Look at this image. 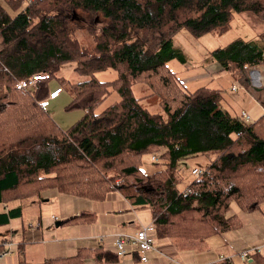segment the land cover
Wrapping results in <instances>:
<instances>
[{"label": "trees", "instance_id": "1", "mask_svg": "<svg viewBox=\"0 0 264 264\" xmlns=\"http://www.w3.org/2000/svg\"><path fill=\"white\" fill-rule=\"evenodd\" d=\"M22 2L8 4L14 15L0 5V227L21 216L19 207L8 204L46 190L92 201L117 191L129 205L149 212L154 239L198 253L206 249L208 237L239 224L228 215L231 202L241 212L260 208L264 112L248 123L231 117L219 109L217 90L186 91L167 63H185L172 46L179 30L194 38L222 34L233 14L242 13L264 25V0H31L19 9ZM76 10L104 20L97 33L90 31V48L63 28ZM208 56L248 89V70L264 66V30L255 40L234 39ZM66 63L85 79L71 83L58 77ZM107 69L115 78L98 81L95 73ZM38 74L48 79L31 89L15 88ZM52 78L60 85L55 89L71 94L66 108L83 111L66 130L39 105ZM137 84L149 88L144 98H158L164 117L138 104L143 98L131 94ZM111 91L118 100L94 113ZM146 155L156 157L149 175L140 170ZM199 155L207 158L206 166L178 189L177 162ZM93 220L92 213L82 212L60 225ZM89 257L96 263L118 258L115 252L78 249L43 264H82ZM250 258L264 264V254Z\"/></svg>", "mask_w": 264, "mask_h": 264}, {"label": "rangeland", "instance_id": "2", "mask_svg": "<svg viewBox=\"0 0 264 264\" xmlns=\"http://www.w3.org/2000/svg\"><path fill=\"white\" fill-rule=\"evenodd\" d=\"M7 1L8 3H6ZM26 1L27 0H23L19 9L26 4ZM10 3L11 0H0V5L3 9L9 15H14L15 11H12L8 5ZM247 16L251 15L246 13L233 14L231 20L229 21L228 29L222 34L207 33L198 38H194L184 29L179 30L172 37V46L181 51L185 57V63L181 64L172 60L167 64L169 70L174 72L178 80H181L184 84V89L186 91L191 92L202 86L217 90L220 95L218 106L227 110L230 116L234 114L232 117H234L235 114L237 115L240 111L247 113L248 109L251 106L256 105L255 103L257 101L254 102V99L245 92V88H243V86H241V84H239L231 76V74L220 71L216 75H211V77H209L206 74L204 67L208 64L206 59L209 58V52L224 47L226 44L237 38L246 41L255 40L257 31L259 30V32H261L264 30V25H262L260 21L254 17H251L253 19H250ZM103 25L104 20L100 16L89 17L87 14L76 10L68 19H66L63 28L75 38L80 46L90 48L92 45L90 31L95 34ZM73 68V63L63 64L60 66L57 76L62 77L71 83L84 80L85 78L78 76L73 71ZM263 72L264 66H261V68L258 69V73L259 75L261 74V86H263L264 91ZM95 78L101 82H108L115 78V72L111 69H107L102 72L95 73ZM186 79H188L187 82ZM234 82L238 90L236 93L229 90L230 85ZM47 85L48 91L60 86L55 78L50 79L47 82ZM148 93H150L149 88L143 84H137L131 87V94L134 98H143L138 101V104L142 108L147 110L149 113L159 114L164 117V114L158 105V98L156 96L144 98V96ZM70 100L71 94L65 90L64 87H62L61 94L53 101H48V107L45 108L53 122L61 130L68 129L83 115V111L81 109L66 108ZM117 100L118 96L114 91H111L107 99L95 109L94 113H99L104 107L116 102ZM151 157H153V160H151ZM154 157L155 156L146 155L141 158L140 170L145 175L151 174L156 169L154 166L156 157ZM207 162V158L203 155L178 161L176 168L178 170V175L181 178V181L178 184V189H183L186 183L193 178L190 174L191 169H202L206 166ZM50 191L61 196V203L63 205L61 208H73V210L79 209L76 211L77 215L82 212L92 213L94 215V220L88 222L80 221L78 223H65L57 228H54L55 223L62 222V220L58 219L57 216L55 220H43L42 217L40 219V214L37 211L31 212L28 210L29 208L25 207V204H29L28 200L13 201L10 205H14L13 207H17L16 205L23 207L22 209L24 213L22 214V217L12 221L8 226L0 227V238L4 240L3 242L12 244L8 250L11 253H7L3 258H1L0 264H19V262H24L25 264L43 263L44 259L62 256V253H67L66 251L60 249L63 248L62 243L85 244L84 241L88 239H102L115 232L117 230V226L122 227L123 224H120V221L125 223V218H128L130 222H132L133 226L141 227L149 224H141L145 223L149 217L141 212L136 214L133 211V208L136 209V207L129 205L117 191L108 192V194L100 201L79 199L73 196L60 194L55 190H46L41 196L50 193ZM83 208L90 209H88V211H83L85 210ZM106 210L119 212L107 215ZM146 211L147 210L144 209L142 212ZM239 212L240 211L238 210L236 204L231 202L229 204L228 215H232L234 213L236 215V213ZM122 218L124 219L122 220ZM36 229L42 232V245H26L25 239L22 242L23 231L25 233L28 232L32 234L36 231ZM106 239L107 238L104 239V244L107 242ZM21 243H23V246L21 247L23 252L20 259H17L14 256L17 255V251H20V249L17 248V245ZM5 251H7L6 248H0V252Z\"/></svg>", "mask_w": 264, "mask_h": 264}, {"label": "crops", "instance_id": "3", "mask_svg": "<svg viewBox=\"0 0 264 264\" xmlns=\"http://www.w3.org/2000/svg\"><path fill=\"white\" fill-rule=\"evenodd\" d=\"M206 62L208 64L204 67V70L206 71V74L209 77H211V75H216L217 73L221 71L219 70L216 64L209 61V58L206 59ZM259 68H261V66ZM187 81L188 79H186V82ZM179 82L184 86L181 80H179ZM232 86H235L236 88L235 91L231 90ZM229 90L234 93L238 91L235 85V82L230 85ZM244 90L247 94L250 95L251 98L254 99V102L256 101L258 102V103L257 102L255 103L256 105L251 106L248 109V112L246 113L249 116L248 122H252L256 120L258 117H260L262 113L264 112V106L261 104V101L264 98L263 86H261L259 90H251L249 87L248 89H244ZM61 92L58 94V96L61 94ZM147 95H149V93L146 94L145 96ZM50 101H53V100H50ZM219 109L221 111L228 113V111L225 110L223 107H219ZM239 113H237L238 116L235 114L233 118L240 120ZM193 169H199V168H193ZM42 194L43 193H41L38 197L34 199H27L29 201L28 202L29 204L27 205L25 204V207L29 208L28 209L29 211L31 212L37 211L40 214V217H39L40 219L42 217L43 220H48V219L52 220V216H54L53 220H55L57 216L58 219H61L62 221H64V220H67L77 215L76 211L79 209L73 210V208H61V206L63 207V205L61 203V196H59L58 194L51 192V191L50 193L44 196H41ZM13 206L14 205L8 204L7 208H11ZM16 206L19 207L18 205ZM19 208L21 210L20 217H22V214L24 213L22 209L23 207H19ZM83 209H85L83 211H88V209L90 208H83ZM133 211L136 214L141 212L142 214L149 217V219H147L145 223H141V224L151 223V218L147 211L142 212L144 211V209L141 210V209H135V208H133ZM118 212L119 211L106 210L107 215L118 213ZM232 215H235V213ZM235 216L239 220V224L237 225V227L221 235H215V236L208 237L206 239L207 247L202 252L195 253V252H189V251H177L171 246V244L166 239H154L153 250L147 253L145 262L139 261L138 256L135 253V251L133 249H130L129 251H127L125 256L121 258H117V260L112 263H96L92 260L91 257H89L83 261V264H220L221 262L218 260L219 256L231 257L232 264H255V261L252 258H249L246 262L239 260L237 258V254L246 251L252 246H255L264 238V202L261 204L259 209H256L251 212H241L240 211L239 213H236ZM123 219L124 218H122V220ZM15 220L16 219L9 221V223L6 226H8L12 221H15ZM120 224H123V226L122 227L117 226V230L115 232L111 233L110 235L102 239H98V238L88 239L84 241L85 244L84 243L69 244L67 242L62 243L63 248H60V249L67 252V253H62V256H71L78 249H86V250L89 249V250L95 251L96 253L97 252H100V253L101 252H108V253L115 252L114 251L115 236L121 235V234H134V232L139 228L138 226H133L132 222H130L128 218H125V223H123V221H120ZM54 228H57V227H54ZM41 234L42 232L38 231V229H36V231H34L32 234L28 232L25 233L23 231L22 232V242L25 239L26 245L28 244L42 245ZM105 238H107L106 244L103 243ZM17 246H18L17 248L20 249V251H17V255L14 257L17 259L18 258L20 259V256L23 252L21 249V247L23 246V243L18 244ZM46 260L47 259H44L43 261H46ZM43 263H40V264H43ZM26 264H29V263H26Z\"/></svg>", "mask_w": 264, "mask_h": 264}, {"label": "built area", "instance_id": "4", "mask_svg": "<svg viewBox=\"0 0 264 264\" xmlns=\"http://www.w3.org/2000/svg\"><path fill=\"white\" fill-rule=\"evenodd\" d=\"M30 1L31 0H27V2ZM259 67L260 66L250 68L247 72L249 88L251 90H259L261 88L262 79H261V74L259 75L258 73ZM47 79L48 76L46 74L33 75L25 82L24 81L18 82L15 88L17 90L26 89V88L31 89L35 86L37 81L47 80ZM231 90L235 91L236 90L235 86H232ZM59 92L60 89H55V90L53 89L51 91H48L47 97L39 102L40 107L42 108L47 107L48 101L54 100L56 96L59 94ZM261 104L264 106V98L262 99ZM239 119L240 121L246 123L249 120V116L241 111L239 113ZM190 174L192 176H197L200 174V169H193L190 171ZM52 219L54 218L52 217ZM153 230H154L153 225L149 223L147 225L139 227L132 235L115 236L114 251L116 256L118 258H121L125 256L127 251L133 249L138 256V260L141 262H145L147 253L153 250V241H154V238L152 236ZM11 245L12 244H9L7 242L2 243V247L6 248L7 251L0 252V259L3 258L7 253H11L8 251ZM253 254H264V238L255 246H252L246 251L237 254V258L239 260L246 262ZM218 260L220 262H226V263H231L232 261L231 257H222V256H219Z\"/></svg>", "mask_w": 264, "mask_h": 264}, {"label": "water", "instance_id": "5", "mask_svg": "<svg viewBox=\"0 0 264 264\" xmlns=\"http://www.w3.org/2000/svg\"><path fill=\"white\" fill-rule=\"evenodd\" d=\"M54 226H55V227L60 226V222L55 223Z\"/></svg>", "mask_w": 264, "mask_h": 264}]
</instances>
